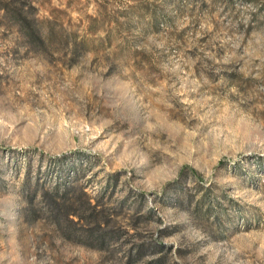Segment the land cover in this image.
Segmentation results:
<instances>
[{
  "label": "rangeland",
  "instance_id": "obj_1",
  "mask_svg": "<svg viewBox=\"0 0 264 264\" xmlns=\"http://www.w3.org/2000/svg\"><path fill=\"white\" fill-rule=\"evenodd\" d=\"M0 264H264V0H0Z\"/></svg>",
  "mask_w": 264,
  "mask_h": 264
}]
</instances>
